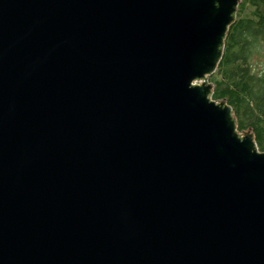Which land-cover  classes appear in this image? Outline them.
<instances>
[{
    "label": "water",
    "instance_id": "1",
    "mask_svg": "<svg viewBox=\"0 0 264 264\" xmlns=\"http://www.w3.org/2000/svg\"><path fill=\"white\" fill-rule=\"evenodd\" d=\"M240 0H0V264H264V152L208 82Z\"/></svg>",
    "mask_w": 264,
    "mask_h": 264
},
{
    "label": "trees",
    "instance_id": "2",
    "mask_svg": "<svg viewBox=\"0 0 264 264\" xmlns=\"http://www.w3.org/2000/svg\"><path fill=\"white\" fill-rule=\"evenodd\" d=\"M208 82L213 85L211 99L224 100L237 130L250 129L264 152V0H240Z\"/></svg>",
    "mask_w": 264,
    "mask_h": 264
},
{
    "label": "rangeland",
    "instance_id": "3",
    "mask_svg": "<svg viewBox=\"0 0 264 264\" xmlns=\"http://www.w3.org/2000/svg\"><path fill=\"white\" fill-rule=\"evenodd\" d=\"M254 60V59H253Z\"/></svg>",
    "mask_w": 264,
    "mask_h": 264
}]
</instances>
